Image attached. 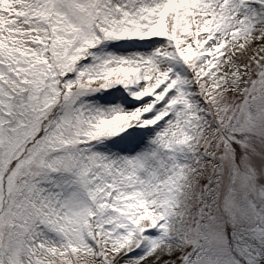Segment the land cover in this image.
Listing matches in <instances>:
<instances>
[{"label": "snow or ice", "instance_id": "snow-or-ice-1", "mask_svg": "<svg viewBox=\"0 0 264 264\" xmlns=\"http://www.w3.org/2000/svg\"><path fill=\"white\" fill-rule=\"evenodd\" d=\"M0 264H264V0H0Z\"/></svg>", "mask_w": 264, "mask_h": 264}]
</instances>
